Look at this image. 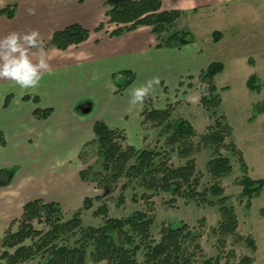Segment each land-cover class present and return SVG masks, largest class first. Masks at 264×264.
Listing matches in <instances>:
<instances>
[{
  "label": "rangeland",
  "instance_id": "rangeland-1",
  "mask_svg": "<svg viewBox=\"0 0 264 264\" xmlns=\"http://www.w3.org/2000/svg\"><path fill=\"white\" fill-rule=\"evenodd\" d=\"M201 13L204 14L202 19L200 18ZM201 13L188 18L191 30L189 31L196 38L194 43L199 48V57L197 56L196 60L188 66L185 64L176 68L166 66L161 77L157 76L159 83L153 85L146 99L150 103V107L157 109L171 105L173 119L184 118L191 122L196 132L193 138L195 143L200 140L202 134L206 132V127L212 123L215 117L224 115L233 128L231 139L242 151L243 158L248 165V175L252 179H264V111L256 115L254 111V105L257 103L264 107L261 104V102L264 103V0H220L219 3L216 0L211 2L207 6V10ZM175 29H182L180 23L176 25ZM216 30L222 33L219 41L214 39L213 33ZM168 61L172 60L168 59ZM212 61H220L224 64L223 71L215 77V83L221 89L222 101L218 108L207 111L200 102L192 104L186 97L199 95L195 88L199 87V74L207 65L202 69L200 67ZM167 64L171 63L167 62ZM134 73L136 72L134 71ZM156 74H158L157 71L149 73L141 71L136 87L155 78ZM252 74H255L262 84L263 89L260 93L251 92L247 87L246 82ZM135 75L137 78V74ZM73 79L74 85L71 84L69 90L68 88L64 89V91H68L67 93L74 94V92H78V88L82 89L83 77L69 76L68 81L72 83ZM128 79V74L123 72L116 73L111 77L117 101L123 104L127 103L128 106L131 105V109L127 113L129 117L137 104L130 103L129 87L131 84H127ZM97 81L99 80L96 78ZM36 91L42 101H47L54 96V90L45 87L44 83L40 84ZM87 91L92 92L93 90ZM34 102L36 108L40 107V100ZM143 105L145 106V101ZM87 108L90 110L84 112ZM70 109L75 115L83 116V118L91 117V114L108 115L103 103L98 99L80 100ZM156 134L154 129L144 130L143 137L148 139L147 143L150 146L153 145L157 137ZM146 138L145 141L142 139L143 144L140 148L145 146ZM127 142L129 143V138H127ZM96 151V147L91 145L86 149L83 157L79 156L80 152L78 155H74V160L71 159L69 166L66 167L68 170L62 169L63 165L55 161L58 165L54 164L47 171L54 183H57L61 178L69 182L70 187L67 193H62L58 187L49 191L48 188L39 185L38 179L26 182L33 185L36 182L37 193L45 196L43 200L58 202L63 209L65 220L70 219L76 211L83 207L86 197L90 198L91 208H84L81 211L84 227H97L104 223L106 216L124 218L135 211H144L154 218L150 232L155 242L160 240V229L164 225L176 227L186 224L191 235H196V240H199L202 247V251L198 252L193 243L189 244V250L194 252L197 260L211 259L215 261L217 258L220 261L219 264H244L243 259L250 256L251 264H264V187L259 195L252 199L251 205L248 207L247 198L244 197L240 184L243 172L238 158L231 152L226 149L221 150L223 154L231 158L232 171L221 178H215L207 167L209 160L213 157L212 148L205 144L199 145L193 157L196 160V170L200 172L201 178L198 190L200 192L205 190L202 195L205 199L188 200L170 192L152 193L136 182H129L124 176H121L118 181L111 182L112 178L102 169ZM169 160L173 166H179L185 163L186 158H181L177 152H172ZM89 166L91 167L88 170L90 172L88 177L92 178L84 181L80 177V171L89 168ZM13 169L0 171V181L9 179ZM22 169L20 174L25 175L27 173L25 166ZM95 172H98L102 179L104 186L101 188L94 181L95 178L93 180V175L97 174ZM16 173L17 171L14 170L13 174ZM79 178L83 181L81 185H83L84 191L82 193L83 200L78 204V202L76 203L77 187L75 182H78ZM105 184L109 186L105 187ZM213 185H217L221 189L218 195L210 189ZM223 196H226V205L234 207L238 219L235 235L226 237L220 236L218 232L214 231L221 218L219 209L220 198ZM31 200L34 198H29L28 201ZM102 206H105L106 211L102 210L100 213ZM35 226L43 228L41 224L36 223ZM18 227V222L13 224L10 221L7 224H0V254L4 250L2 241L6 233L16 231ZM79 238L80 234L70 237V244ZM246 238L254 239L256 243L254 252L251 251ZM143 253V251L138 253L139 264H144ZM39 262H44V260L40 256H36L21 264H38ZM0 264L7 263L4 259H0ZM86 264H94L90 256V249Z\"/></svg>",
  "mask_w": 264,
  "mask_h": 264
},
{
  "label": "trees",
  "instance_id": "trees-1",
  "mask_svg": "<svg viewBox=\"0 0 264 264\" xmlns=\"http://www.w3.org/2000/svg\"><path fill=\"white\" fill-rule=\"evenodd\" d=\"M105 20L97 30L105 29L112 36H119L125 32L135 30L141 26L150 28L156 40V47H181L194 43L195 36L186 29H175L182 19L183 11L180 9H162V0H105ZM14 6L0 9V14L13 17ZM91 30L81 24L74 23L57 30L52 34L50 41L45 44L57 49H67L86 41ZM214 39L219 41L222 37L220 31L213 33ZM224 69L220 61H212L201 71L198 77L199 87L195 89L200 96V104L211 111L221 104L220 88L215 83V77ZM128 74L127 84L134 82L136 75L133 71H123ZM251 92L260 93L263 89L259 78L252 74L247 82ZM223 89V88H222ZM34 100H39L37 96ZM147 99L142 112V126L144 130L154 129L157 137L153 145L147 143L136 149L127 142V134L123 129L111 128L103 120H97L93 126L94 137L80 152L83 157L89 146L96 147V153L101 161L102 169L109 173L111 182L118 181L121 176L129 182H136L152 193L170 192L177 197L188 200L205 199L198 189L200 185V172L196 170V160L193 154L200 144L212 148L213 157L209 160L208 171L215 178H221L232 171L233 164L222 149L231 152L238 158L243 177L240 179L242 193L247 198L250 207L252 199L259 195L264 187V179H252L248 175V165L243 158L242 151L232 141V126L224 115L215 117L206 127L200 140L195 143V129L187 119H173L172 106L157 109L150 107ZM264 105L263 102H261ZM255 115L264 111L259 103L254 105ZM53 113V108L37 107L33 115L40 120L47 119ZM254 117V116H253ZM0 143L5 139L0 132ZM172 152H177L185 163L173 166L169 161ZM89 168L80 171L84 181L91 180L88 176ZM15 169H13L10 179ZM93 175L98 187H103L99 173ZM8 183V182H6ZM4 183H0L2 185ZM105 184V187H108ZM218 195L221 191L217 185L210 188ZM220 215L217 229L220 236L235 235L238 219L233 206L226 205V196L220 198ZM91 200L86 197L83 207L76 211L70 219H64L61 205L55 201L34 199L23 205L16 231H8L2 241L3 251L0 259L7 264H21L36 256L44 262L38 264H86L90 249V256L94 264H139L138 253L143 251L144 264H219V259L197 260L194 252L189 250L193 243L196 251L201 252L202 247L196 235L189 232L186 224L179 226L164 225L160 229V240L155 242L151 236V227L154 218L147 212L135 211L124 218L106 216L103 224L86 226L82 224V209L91 208ZM106 211L105 206L100 213ZM43 225L37 228L35 224ZM80 234V238L70 244L69 238ZM248 245L256 250L253 238H246ZM11 249L13 250L11 252ZM252 258L243 259L244 264H251Z\"/></svg>",
  "mask_w": 264,
  "mask_h": 264
},
{
  "label": "crops",
  "instance_id": "crops-1",
  "mask_svg": "<svg viewBox=\"0 0 264 264\" xmlns=\"http://www.w3.org/2000/svg\"><path fill=\"white\" fill-rule=\"evenodd\" d=\"M214 1L162 0V9L182 10L180 27L190 30L188 18L207 10V6ZM104 3L105 0H0V9L7 6L15 8L13 17L0 14V37L13 31L25 33L39 30L42 47L30 49L29 54L33 61H37L42 52L48 57L50 74H46L40 84L44 83L45 87L54 90L52 98L42 101L36 94L37 88L21 89L13 81L0 79V132L5 139L4 144L0 143V171L17 168L11 179L0 181L4 183L0 185V224L19 218L29 198L45 197L37 193L36 182L33 185L26 181L38 179L39 185L49 191L54 187L62 193L69 191L67 180L61 178L54 183L47 171L54 164L58 165L55 161L63 165L62 169L68 170L69 161L74 160V155H78L81 148L93 139V126L97 120H103L111 128L123 129L131 145L136 148L142 146L144 130L141 114L144 105L137 104L132 115L127 116L131 105L117 101L111 83L114 74L126 70L136 72L137 78L129 87L130 93L137 86L141 71H157L155 77H161L166 66H188L199 57L196 43L181 47H156L155 37L147 26L119 36H112L105 29L97 30V26L105 20ZM29 8H35L36 14H29ZM201 15L202 19L204 14ZM74 23L91 30L86 41L64 50L45 45L55 31ZM205 65L200 68H205ZM69 76L83 77L82 89L78 88L74 94L64 91L74 85V79L72 83L68 81ZM96 78L99 81L96 82ZM90 89L93 91L88 92ZM35 95L39 97L41 108H53L47 119L40 120L33 115ZM86 98L98 99L108 115L91 114V117L85 118L75 115L70 107ZM24 166L27 170L25 175L20 174ZM81 182L80 178L75 182L78 204L83 200Z\"/></svg>",
  "mask_w": 264,
  "mask_h": 264
},
{
  "label": "clouds",
  "instance_id": "clouds-1",
  "mask_svg": "<svg viewBox=\"0 0 264 264\" xmlns=\"http://www.w3.org/2000/svg\"><path fill=\"white\" fill-rule=\"evenodd\" d=\"M29 14L35 15V8L28 9ZM43 40L39 30L33 29L29 32H10L0 37V79L15 82L21 89H33L40 85L46 74H50L48 57L42 52L37 61H33L29 54L30 49L41 48ZM159 83L155 77L145 84L134 87L130 91L133 105L143 104L148 97L154 84ZM186 99L196 104L200 100L199 95H191Z\"/></svg>",
  "mask_w": 264,
  "mask_h": 264
},
{
  "label": "water",
  "instance_id": "water-1",
  "mask_svg": "<svg viewBox=\"0 0 264 264\" xmlns=\"http://www.w3.org/2000/svg\"><path fill=\"white\" fill-rule=\"evenodd\" d=\"M89 110H90V108L89 109L87 108L86 110H84V112H88Z\"/></svg>",
  "mask_w": 264,
  "mask_h": 264
}]
</instances>
